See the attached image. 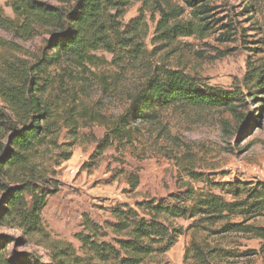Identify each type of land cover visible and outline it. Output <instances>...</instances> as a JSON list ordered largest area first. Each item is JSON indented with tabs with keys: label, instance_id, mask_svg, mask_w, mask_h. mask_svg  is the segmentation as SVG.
Instances as JSON below:
<instances>
[{
	"label": "trees",
	"instance_id": "trees-1",
	"mask_svg": "<svg viewBox=\"0 0 264 264\" xmlns=\"http://www.w3.org/2000/svg\"><path fill=\"white\" fill-rule=\"evenodd\" d=\"M136 1L141 2L139 15L123 25L122 17ZM185 2L193 14L189 21L181 20L182 8L161 0H9L14 17L0 7V28L15 38L29 40L44 30L49 34L43 51L34 59L15 55L22 46L0 36V228L20 229L30 237L43 235L44 244L55 252L58 264L76 261L75 249L50 239L41 217L47 197L56 191L47 185L46 169L39 164L45 154L43 148L59 149L61 158L57 165L69 160L73 142L63 147L58 143V133L66 127L75 140L79 119L90 115L87 111L79 114V105L63 100L64 85L71 82L74 72H66L67 67L84 70L102 65L99 51L112 54V61L121 65L129 57L140 59L141 43L149 32L148 15L159 14L155 39L168 44L178 37L206 33L219 21L213 19L208 0ZM60 67L64 72L55 73ZM245 78L260 89L264 86L263 66H251ZM258 94L253 92V101L259 99ZM240 101L245 98L238 90L212 86L180 69L161 68L147 76L131 94L129 108L102 139L101 150L113 138L128 139L131 115L148 120L156 114V107L179 106L226 109L240 120L243 117L236 104ZM178 166L182 171L181 190L168 198L144 199L135 206L117 204L111 209L114 221L104 224L85 214L87 233L78 236L91 257L99 264H144L165 255L185 231L192 229L186 259L191 254L195 264H216L231 254L213 246L209 236L234 232L264 239V227L250 222L264 216L263 181L215 182L191 162H179ZM130 183L133 188L138 186L136 174ZM202 183L204 188L197 187ZM180 218L193 222L184 229L174 224ZM202 233L204 236L198 238ZM109 235L113 237L110 241L103 240ZM14 239L13 235L0 234V264H31L29 259L7 255V246ZM33 261L44 264L39 259Z\"/></svg>",
	"mask_w": 264,
	"mask_h": 264
},
{
	"label": "rangeland",
	"instance_id": "rangeland-1",
	"mask_svg": "<svg viewBox=\"0 0 264 264\" xmlns=\"http://www.w3.org/2000/svg\"><path fill=\"white\" fill-rule=\"evenodd\" d=\"M161 1L182 8L181 20L193 19L185 0ZM208 3L213 8V19L219 21L206 33L178 37L171 44L160 41L158 37L155 39L159 18L156 13L147 16L149 32L141 43L140 59L129 57L121 65L112 61V54L99 51L102 65L84 70L67 67L66 72H74L71 82L67 87L64 85L63 100L79 105V114L87 111L90 115L86 119L79 117V135L75 140L66 127L58 133V143L63 147L73 142L69 160L57 165L61 158L59 149L49 146L43 148L45 154L39 164L46 169L47 185L51 190L56 188L47 197L42 224L50 239L75 249L77 259L72 264H99L78 236L87 233L85 214L104 224L114 221L111 209L117 204L135 206L144 199L160 201L179 192L182 173L179 162L193 163L197 171L208 174L215 182H264V86L259 89L245 78L251 66L264 68V0H208ZM8 4L9 0H0L4 12L14 17ZM140 7L141 2H134L122 17V24L136 18ZM225 24L231 25L223 27ZM0 36L22 46V51L15 55L34 59L43 51L49 34L44 30L32 39L21 40L0 28ZM161 68L180 69L212 86L240 91L245 101L236 104L243 118L239 120L226 109L156 107V114L148 120L134 119L131 115L128 139L113 138L101 150L102 139L129 108L131 94L147 76ZM63 70L60 67L55 73L61 74ZM69 79L67 76L66 82ZM256 91L259 99L253 101L251 96ZM133 174L139 180L136 188L130 183ZM196 185L205 187L203 183ZM192 222L193 219L180 218L174 224L186 229ZM250 222L264 227V216ZM1 233L15 237L7 246L10 257L18 255L29 259L31 264L36 259L44 264H58L55 252L44 244L43 235L30 237L9 227H1ZM192 237V229L185 231L165 255L144 264H195L191 254L186 259ZM112 238L109 235L103 240ZM209 240L231 254L216 264H264L262 238L232 232L211 235ZM246 252L253 253L245 255Z\"/></svg>",
	"mask_w": 264,
	"mask_h": 264
}]
</instances>
